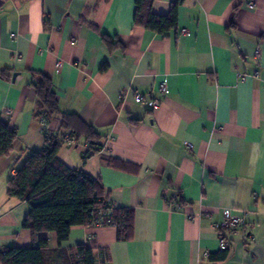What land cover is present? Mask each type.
I'll return each mask as SVG.
<instances>
[{
	"label": "crops",
	"instance_id": "crops-1",
	"mask_svg": "<svg viewBox=\"0 0 264 264\" xmlns=\"http://www.w3.org/2000/svg\"><path fill=\"white\" fill-rule=\"evenodd\" d=\"M177 1L151 0V10L166 15ZM134 11V0H0V119L17 132L0 157V247L33 244L21 227L28 205L6 193L10 168L43 146L44 129L69 136L58 118L35 116L29 72L40 71L60 110L99 135H70L58 159L133 210L130 239L114 225H73L62 248L93 247L97 264L100 250L107 264H264V0H181L164 34L135 26ZM103 34L123 48L108 51ZM223 209L249 211L225 251L213 227ZM40 238L59 246L54 232Z\"/></svg>",
	"mask_w": 264,
	"mask_h": 264
},
{
	"label": "trees",
	"instance_id": "trees-1",
	"mask_svg": "<svg viewBox=\"0 0 264 264\" xmlns=\"http://www.w3.org/2000/svg\"><path fill=\"white\" fill-rule=\"evenodd\" d=\"M181 0L172 4L166 15L154 14L151 0H134L133 23L158 34L177 27V11ZM101 39L108 51L123 48V44L108 35ZM103 69L106 68L104 64ZM4 71H0L3 74ZM31 86L36 96L35 116L45 121L59 119V130H67L76 140L83 138L93 144L99 135L92 126L82 122L75 114L62 112L58 105L51 78L40 71L29 72ZM17 136L0 119V157L12 150ZM57 136L43 135V146L31 152L18 168L15 176L7 181L6 193L20 202H25L28 213L21 227L30 232L33 244L29 247H0V264H97L95 249L83 244L72 249L60 246L67 240L73 225L109 224L117 227V238L128 240L132 236L133 210L115 208L109 201V191L98 177L82 169H71L57 157L61 142ZM54 232L59 246L51 248L46 238H40L35 245V236ZM102 257L103 250L98 251Z\"/></svg>",
	"mask_w": 264,
	"mask_h": 264
},
{
	"label": "built area",
	"instance_id": "built-area-1",
	"mask_svg": "<svg viewBox=\"0 0 264 264\" xmlns=\"http://www.w3.org/2000/svg\"><path fill=\"white\" fill-rule=\"evenodd\" d=\"M182 33L188 34L186 29H181ZM73 43V42H72ZM71 43V44H72ZM260 53L258 50H256L255 52V57L257 59H259ZM243 78V75H241ZM253 76H257V73H254ZM157 92L159 94H165L168 92V86L167 84L163 81L160 82L157 85ZM120 99L123 101L124 100V95L121 94L120 95ZM132 100L136 103H145L147 105L148 108H150L151 110H157L158 106L160 104L159 99L157 98H148L146 99L145 96L137 91L133 92L132 95ZM48 135L51 136V134L44 129L43 130V135ZM56 141L61 142L62 140L67 141L68 143H73V139L70 138L68 135H66L64 138L57 136ZM186 145L188 147H190L189 143H186ZM17 166L13 165L10 170H9V176L13 177L16 175L17 173ZM248 210H233V209H223L222 210V216L221 219L218 222H215L213 224V227L216 231L219 232V236H218V248L221 251H225L228 249V238L230 236H235L237 235L240 231L242 232L246 226V216L248 215ZM92 225H98L97 223H95L94 221L92 222ZM249 237H251L249 235ZM105 253H102V257H104ZM103 260V262L105 264H107V259L101 258Z\"/></svg>",
	"mask_w": 264,
	"mask_h": 264
},
{
	"label": "water",
	"instance_id": "water-1",
	"mask_svg": "<svg viewBox=\"0 0 264 264\" xmlns=\"http://www.w3.org/2000/svg\"><path fill=\"white\" fill-rule=\"evenodd\" d=\"M17 75V73H13V78Z\"/></svg>",
	"mask_w": 264,
	"mask_h": 264
}]
</instances>
